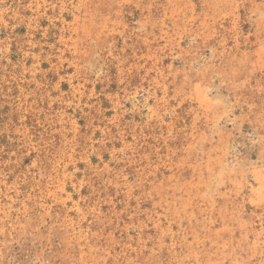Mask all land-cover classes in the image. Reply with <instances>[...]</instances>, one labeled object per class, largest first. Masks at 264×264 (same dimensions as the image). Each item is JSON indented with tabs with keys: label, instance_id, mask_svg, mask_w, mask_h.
<instances>
[{
	"label": "rangeland",
	"instance_id": "1",
	"mask_svg": "<svg viewBox=\"0 0 264 264\" xmlns=\"http://www.w3.org/2000/svg\"><path fill=\"white\" fill-rule=\"evenodd\" d=\"M0 264H264V0H0Z\"/></svg>",
	"mask_w": 264,
	"mask_h": 264
}]
</instances>
